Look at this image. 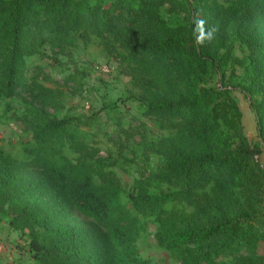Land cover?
<instances>
[{
	"label": "trees",
	"instance_id": "obj_1",
	"mask_svg": "<svg viewBox=\"0 0 264 264\" xmlns=\"http://www.w3.org/2000/svg\"><path fill=\"white\" fill-rule=\"evenodd\" d=\"M197 14L218 26L211 43H196ZM94 36L119 45L145 112L167 133L153 144L156 169L126 204L114 175L102 185L101 168L69 155L84 146L73 120L37 122L27 163L0 146V214L28 232L39 264H154L130 207L153 218L181 264H264V0H0V98L27 90L28 61L46 46L64 52ZM237 91L259 144L244 133ZM74 213L92 222L74 224Z\"/></svg>",
	"mask_w": 264,
	"mask_h": 264
},
{
	"label": "rangeland",
	"instance_id": "obj_2",
	"mask_svg": "<svg viewBox=\"0 0 264 264\" xmlns=\"http://www.w3.org/2000/svg\"><path fill=\"white\" fill-rule=\"evenodd\" d=\"M165 15L168 17L166 11ZM243 53L237 51L239 56ZM127 66L119 45L96 36L64 52L46 46L28 61L27 78L31 84L27 90L12 99L0 98V146L21 163H27L31 158L23 146L33 140L35 124L69 118L73 120L72 133L84 145L80 146L82 150L70 151L69 155L87 168H101L98 179L102 185L114 175L128 204L127 195L139 192L138 181H147L156 169L158 158L153 144L167 133L160 131L145 112ZM35 80L56 95L39 93L33 85ZM234 96L243 114L244 133L251 143L259 144L257 119L248 99L238 91ZM260 162L264 165V156ZM27 168L34 171L29 165ZM130 209L139 219L136 243L142 256L152 259L154 264H181L175 253L160 246L153 218ZM71 220L84 226L92 222L78 213ZM9 221L0 214V264H39L28 250V232L12 228ZM259 252L264 255L263 246Z\"/></svg>",
	"mask_w": 264,
	"mask_h": 264
},
{
	"label": "clouds",
	"instance_id": "obj_3",
	"mask_svg": "<svg viewBox=\"0 0 264 264\" xmlns=\"http://www.w3.org/2000/svg\"><path fill=\"white\" fill-rule=\"evenodd\" d=\"M193 34L196 38V43L198 45H204L206 43H211L218 32V26L206 27V20L199 17V14L193 19Z\"/></svg>",
	"mask_w": 264,
	"mask_h": 264
},
{
	"label": "built area",
	"instance_id": "obj_4",
	"mask_svg": "<svg viewBox=\"0 0 264 264\" xmlns=\"http://www.w3.org/2000/svg\"><path fill=\"white\" fill-rule=\"evenodd\" d=\"M2 252H3V245L0 244V257H1V255H2Z\"/></svg>",
	"mask_w": 264,
	"mask_h": 264
}]
</instances>
